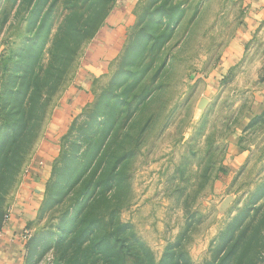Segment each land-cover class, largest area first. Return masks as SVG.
Listing matches in <instances>:
<instances>
[{
	"label": "rangeland",
	"instance_id": "374dc122",
	"mask_svg": "<svg viewBox=\"0 0 264 264\" xmlns=\"http://www.w3.org/2000/svg\"><path fill=\"white\" fill-rule=\"evenodd\" d=\"M246 8L0 0V264H264Z\"/></svg>",
	"mask_w": 264,
	"mask_h": 264
},
{
	"label": "crops",
	"instance_id": "0c3cea01",
	"mask_svg": "<svg viewBox=\"0 0 264 264\" xmlns=\"http://www.w3.org/2000/svg\"><path fill=\"white\" fill-rule=\"evenodd\" d=\"M245 4L246 16L233 41L231 52L223 60L225 68L235 67L246 60L256 43L264 47V0H245ZM256 102L259 108L264 106V91L256 95Z\"/></svg>",
	"mask_w": 264,
	"mask_h": 264
},
{
	"label": "water",
	"instance_id": "95a60500",
	"mask_svg": "<svg viewBox=\"0 0 264 264\" xmlns=\"http://www.w3.org/2000/svg\"><path fill=\"white\" fill-rule=\"evenodd\" d=\"M228 205V201H226L225 203H224V206H227Z\"/></svg>",
	"mask_w": 264,
	"mask_h": 264
}]
</instances>
